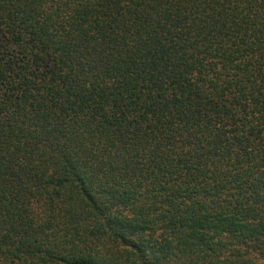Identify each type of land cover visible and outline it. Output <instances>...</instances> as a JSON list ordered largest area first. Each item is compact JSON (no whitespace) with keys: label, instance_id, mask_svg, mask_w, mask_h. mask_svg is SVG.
<instances>
[{"label":"trees","instance_id":"trees-1","mask_svg":"<svg viewBox=\"0 0 264 264\" xmlns=\"http://www.w3.org/2000/svg\"><path fill=\"white\" fill-rule=\"evenodd\" d=\"M0 264H264V0H0Z\"/></svg>","mask_w":264,"mask_h":264}]
</instances>
